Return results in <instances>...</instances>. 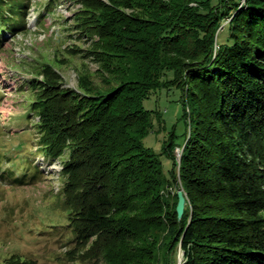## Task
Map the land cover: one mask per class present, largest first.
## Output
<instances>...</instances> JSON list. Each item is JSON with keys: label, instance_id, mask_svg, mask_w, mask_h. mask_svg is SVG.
<instances>
[{"label": "trees", "instance_id": "16d2710c", "mask_svg": "<svg viewBox=\"0 0 264 264\" xmlns=\"http://www.w3.org/2000/svg\"><path fill=\"white\" fill-rule=\"evenodd\" d=\"M80 1L113 79L97 89L86 76L79 93L58 76L37 80L36 149L0 152V164L18 158L22 185L34 156L63 159L61 209L75 250L91 257L176 264L179 250L180 264H264V0ZM32 4L0 0V51L28 30ZM162 89L179 93L182 127L157 153L144 139L162 115L144 101ZM173 188L185 193L181 217ZM2 264L39 263L13 254Z\"/></svg>", "mask_w": 264, "mask_h": 264}, {"label": "rangeland", "instance_id": "374dc122", "mask_svg": "<svg viewBox=\"0 0 264 264\" xmlns=\"http://www.w3.org/2000/svg\"><path fill=\"white\" fill-rule=\"evenodd\" d=\"M51 1L56 4L54 14L41 18L44 6ZM32 2L26 16L28 30L13 38L7 37L0 51V152L12 155H17L21 149L28 153L36 149L38 118L28 114V109L34 91L32 86L37 80L58 76L62 88L79 93L81 80L86 76L91 88L97 89L105 87L103 79H113L92 52L99 37L84 30L85 24L80 18L84 6L80 0ZM178 98L177 91L162 89L144 101L145 108L155 109L162 115V123H155L144 139V144L157 153H161L163 141L172 127L178 132L181 130ZM179 150L175 148L178 161ZM161 158L166 174L171 162L164 155ZM10 159H3L0 164V264L13 254L32 258L39 264H110L103 256L91 257L92 253H87L89 247L74 248L73 234L61 209L59 177L63 159L46 163L43 158L34 156L30 164L35 167L29 166L26 183L22 185L12 180L24 171L18 158ZM18 164L11 175L8 168ZM178 190L182 188L172 189L174 193ZM181 257L178 250L176 264L181 263Z\"/></svg>", "mask_w": 264, "mask_h": 264}, {"label": "water", "instance_id": "95a60500", "mask_svg": "<svg viewBox=\"0 0 264 264\" xmlns=\"http://www.w3.org/2000/svg\"><path fill=\"white\" fill-rule=\"evenodd\" d=\"M177 194H178V203H177L176 210L178 213V217H181L185 203H186V197H185V193L182 190H178Z\"/></svg>", "mask_w": 264, "mask_h": 264}]
</instances>
